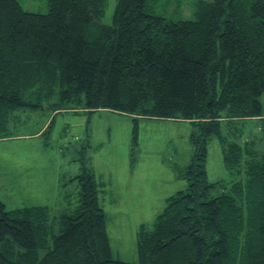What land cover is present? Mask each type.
Wrapping results in <instances>:
<instances>
[{
    "label": "trees",
    "instance_id": "obj_1",
    "mask_svg": "<svg viewBox=\"0 0 264 264\" xmlns=\"http://www.w3.org/2000/svg\"><path fill=\"white\" fill-rule=\"evenodd\" d=\"M48 2L42 13L0 0V140L15 134L21 109L40 105L28 95L56 89L54 112H127L135 140L142 117L188 120L200 132L187 187L137 229L139 263L113 255L100 183L83 166L63 178L79 187L64 209L8 210L0 198V264H264V149L228 141L221 127L264 118V0H200L177 20L153 14L149 0H118L112 24L102 20L107 0ZM211 135L230 181L208 179Z\"/></svg>",
    "mask_w": 264,
    "mask_h": 264
},
{
    "label": "rangeland",
    "instance_id": "obj_2",
    "mask_svg": "<svg viewBox=\"0 0 264 264\" xmlns=\"http://www.w3.org/2000/svg\"><path fill=\"white\" fill-rule=\"evenodd\" d=\"M18 1L29 11H49L48 0ZM107 1L102 20L112 24L119 2ZM198 1L149 0L148 8L177 20L193 17ZM60 98L58 89L43 97L28 95L26 99L40 105L21 109L15 134L0 140V198L8 210L36 204L64 209L79 197V187L60 182L81 172L83 166L93 167L109 217L113 255L139 263L137 229L140 223L153 222L168 197L187 187L184 172L192 162V133H199V126L177 118L142 117L135 140V123L127 112L90 111L82 106L54 112ZM261 99L264 104V94ZM221 127L228 141L252 138L258 149H264V118L224 120ZM207 148L208 179L230 181L220 138L209 136ZM65 191L70 193L68 201L61 194ZM54 227L57 232L59 224Z\"/></svg>",
    "mask_w": 264,
    "mask_h": 264
},
{
    "label": "crops",
    "instance_id": "obj_3",
    "mask_svg": "<svg viewBox=\"0 0 264 264\" xmlns=\"http://www.w3.org/2000/svg\"><path fill=\"white\" fill-rule=\"evenodd\" d=\"M60 183H62V182H60Z\"/></svg>",
    "mask_w": 264,
    "mask_h": 264
}]
</instances>
